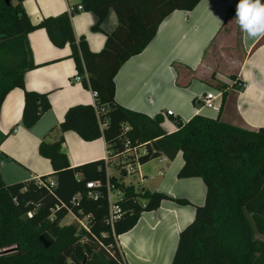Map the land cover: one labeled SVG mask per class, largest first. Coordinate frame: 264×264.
<instances>
[{
  "label": "trees",
  "instance_id": "16d2710c",
  "mask_svg": "<svg viewBox=\"0 0 264 264\" xmlns=\"http://www.w3.org/2000/svg\"><path fill=\"white\" fill-rule=\"evenodd\" d=\"M25 1L7 5L0 0V112L15 88L24 90L26 129L50 111L49 94L27 91L24 84L25 73L36 68L28 35L45 29L55 46L70 47L82 84L97 92L95 106L67 111L60 133L73 131L87 142L104 138L110 162L120 159L127 140L132 147L146 145L149 153L139 157L142 165L161 156L171 161L181 153L184 164L178 178L203 181L205 202L195 206L194 220L180 232L172 264H264V241L256 237L264 235V129L250 132L219 119L195 116L167 134L161 114L150 118L116 102L115 78L122 66L150 45L166 18L176 11H193L201 0H80L83 11L96 17L93 32L104 33L102 24L111 11L117 16L118 25L105 33L100 52L91 51L84 38L76 40L68 13L33 25L23 8ZM228 88H217L223 100ZM103 121L107 126L101 130ZM63 145L61 136L42 142L38 149L51 162L54 188L49 186V176L39 178L42 184H6L0 174V264H124L118 238L131 231L144 212L158 210L166 200L190 204L113 178L111 183L123 195L118 202L122 215L111 226L105 160L72 167ZM89 183L99 186L90 189ZM69 214L87 219V229L77 224L61 226ZM43 234L54 240L51 247L41 244Z\"/></svg>",
  "mask_w": 264,
  "mask_h": 264
},
{
  "label": "crops",
  "instance_id": "0c3cea01",
  "mask_svg": "<svg viewBox=\"0 0 264 264\" xmlns=\"http://www.w3.org/2000/svg\"><path fill=\"white\" fill-rule=\"evenodd\" d=\"M238 2L201 0L193 11H176L166 18L150 45L118 72L116 102L150 118L161 114L162 128L167 134L176 132L195 116L219 119L250 132L264 129V37L245 39L240 30L242 59L232 66L235 68L230 75L201 70L205 53L226 27L234 26ZM79 5L80 0L23 2L33 25L70 14V7ZM70 15L76 40L84 38L93 52L104 48L105 33L113 32L118 25L114 11L102 24L104 33L92 31L96 23L92 13L78 11ZM28 41L36 68L25 73V89L48 93L51 109L28 130L22 125L24 90L15 88L7 94L0 112V174L6 184L37 181L42 176L55 179L51 162L41 157L38 149L42 142H54L61 136L72 167L106 160L108 156L104 138L87 142L73 131L60 133L58 130L70 108L95 106L96 102L93 91L75 81L78 70L70 58V47L55 46L45 29L30 32ZM222 85L229 88L225 99L221 96L217 100L220 111L203 108L205 94L220 92L217 88ZM168 111L173 115L168 116ZM162 157L154 160L153 171L141 169L143 178L138 175V188L185 199L190 204L182 206L166 200L158 210L144 212L137 225L118 238L124 264H172L180 232L194 220L195 206L205 202L206 187L200 178H178L184 164L182 154L167 163L162 162ZM117 161L122 162L121 158H113L109 168H117ZM124 178L121 175L117 180L125 183Z\"/></svg>",
  "mask_w": 264,
  "mask_h": 264
},
{
  "label": "built area",
  "instance_id": "2783aa9c",
  "mask_svg": "<svg viewBox=\"0 0 264 264\" xmlns=\"http://www.w3.org/2000/svg\"><path fill=\"white\" fill-rule=\"evenodd\" d=\"M78 11H83L82 5H79L77 7H70L69 12L70 14H73ZM87 78V75L85 76ZM83 78L81 76H76L75 81L76 82H81L82 83ZM240 87H243V85L239 84ZM94 97H97V92H93ZM222 96L221 92H207L202 99L203 102V108L213 111V112H219L220 111V105L217 104V100ZM168 116H172L173 113L172 111L167 112ZM101 130L106 128L107 126V121H103L99 123ZM129 130L128 127L124 128V132H127ZM148 150L146 145H140L138 147H132L131 142L127 140L124 144V152L119 156L122 160L121 162V171H123L126 175L129 174H137L140 176V179L143 177L141 176V166L139 162V157L141 156H146L148 155ZM156 151L153 150L152 154H155ZM111 152L108 151V156L105 160L106 163V168H107V194H108V203H109V217H108V222L111 226L121 217L122 215V209L118 202L121 200L123 192L116 187L115 183H111V177L109 175V166L111 162L109 161V156ZM159 159V158H157ZM162 162H169V160L166 157L161 158ZM40 184L41 181L38 179L37 180ZM49 186L51 188L55 187V182L53 180L49 181ZM99 186V183H89L87 184V187L92 189L94 187ZM93 198H97V194H92L91 195ZM28 217H31V213H28ZM78 222L83 225V220L77 219ZM85 229L86 226L83 225Z\"/></svg>",
  "mask_w": 264,
  "mask_h": 264
},
{
  "label": "rangeland",
  "instance_id": "374dc122",
  "mask_svg": "<svg viewBox=\"0 0 264 264\" xmlns=\"http://www.w3.org/2000/svg\"><path fill=\"white\" fill-rule=\"evenodd\" d=\"M240 27L235 22L234 26L226 27L225 31L220 34L219 38L214 41L212 46L208 49L205 53L202 61V69L201 70H209L210 72L214 73L215 75H230L233 72L232 66L237 63L239 60L242 59V54L240 51ZM186 73L191 74L190 72L186 71ZM211 73V74H212ZM221 80V79H220ZM222 81V80H221ZM220 87V86H219ZM120 161V160H119ZM117 161V166L119 167L120 162ZM119 162V163H118ZM148 164L144 167V165ZM143 164L141 169L153 171L155 162L154 160ZM110 167L109 168V175L113 179H118L122 174L119 168ZM126 184H134L137 188L140 182V179L137 174H129L125 178ZM83 225L87 226V219H84ZM71 224H77L81 227V225L77 218L72 214H69L62 222L61 226H67ZM257 239L264 241V235H257Z\"/></svg>",
  "mask_w": 264,
  "mask_h": 264
},
{
  "label": "clouds",
  "instance_id": "9594fccd",
  "mask_svg": "<svg viewBox=\"0 0 264 264\" xmlns=\"http://www.w3.org/2000/svg\"><path fill=\"white\" fill-rule=\"evenodd\" d=\"M234 19L245 39L264 37V0H239Z\"/></svg>",
  "mask_w": 264,
  "mask_h": 264
},
{
  "label": "water",
  "instance_id": "95a60500",
  "mask_svg": "<svg viewBox=\"0 0 264 264\" xmlns=\"http://www.w3.org/2000/svg\"><path fill=\"white\" fill-rule=\"evenodd\" d=\"M7 5H11L12 0H5ZM40 242L45 248H49L53 245L54 240L48 235V234H43L40 237Z\"/></svg>",
  "mask_w": 264,
  "mask_h": 264
}]
</instances>
